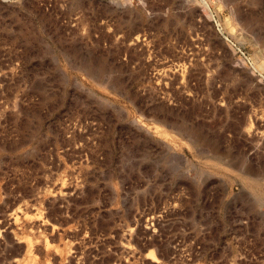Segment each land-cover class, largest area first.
I'll use <instances>...</instances> for the list:
<instances>
[{
  "label": "rangeland",
  "instance_id": "rangeland-1",
  "mask_svg": "<svg viewBox=\"0 0 264 264\" xmlns=\"http://www.w3.org/2000/svg\"><path fill=\"white\" fill-rule=\"evenodd\" d=\"M220 25L264 72V0H0V264H264V79Z\"/></svg>",
  "mask_w": 264,
  "mask_h": 264
},
{
  "label": "built area",
  "instance_id": "built-area-1",
  "mask_svg": "<svg viewBox=\"0 0 264 264\" xmlns=\"http://www.w3.org/2000/svg\"><path fill=\"white\" fill-rule=\"evenodd\" d=\"M218 30L221 33L222 37L231 46L237 63L249 69L255 76L259 77L260 79H264V72L260 68L256 56L245 46L231 40L226 32L222 30L221 25L218 27Z\"/></svg>",
  "mask_w": 264,
  "mask_h": 264
},
{
  "label": "bare ground",
  "instance_id": "bare-ground-1",
  "mask_svg": "<svg viewBox=\"0 0 264 264\" xmlns=\"http://www.w3.org/2000/svg\"><path fill=\"white\" fill-rule=\"evenodd\" d=\"M155 260V259H154Z\"/></svg>",
  "mask_w": 264,
  "mask_h": 264
}]
</instances>
